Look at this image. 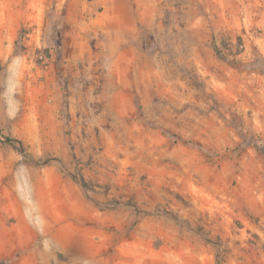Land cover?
I'll use <instances>...</instances> for the list:
<instances>
[{
	"label": "rangeland",
	"instance_id": "374dc122",
	"mask_svg": "<svg viewBox=\"0 0 264 264\" xmlns=\"http://www.w3.org/2000/svg\"><path fill=\"white\" fill-rule=\"evenodd\" d=\"M256 139L264 0H0V264H264Z\"/></svg>",
	"mask_w": 264,
	"mask_h": 264
},
{
	"label": "trees",
	"instance_id": "16d2710c",
	"mask_svg": "<svg viewBox=\"0 0 264 264\" xmlns=\"http://www.w3.org/2000/svg\"><path fill=\"white\" fill-rule=\"evenodd\" d=\"M5 142L8 143L9 145H11L15 150L20 151V152H24L23 145L21 142H19L17 140L10 139V138H6ZM252 143L256 149H258L264 153V140L263 139H256ZM74 181H76L80 185V187H82L83 189L87 188V186H86V184L82 178H80L78 180L76 178H74Z\"/></svg>",
	"mask_w": 264,
	"mask_h": 264
},
{
	"label": "crops",
	"instance_id": "0c3cea01",
	"mask_svg": "<svg viewBox=\"0 0 264 264\" xmlns=\"http://www.w3.org/2000/svg\"><path fill=\"white\" fill-rule=\"evenodd\" d=\"M255 40H258V39H255Z\"/></svg>",
	"mask_w": 264,
	"mask_h": 264
}]
</instances>
